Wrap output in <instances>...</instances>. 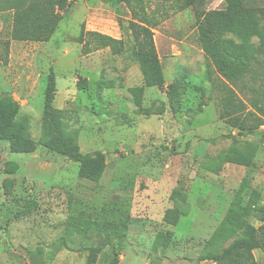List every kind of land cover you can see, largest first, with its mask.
I'll return each mask as SVG.
<instances>
[{
	"label": "rangeland",
	"instance_id": "rangeland-1",
	"mask_svg": "<svg viewBox=\"0 0 264 264\" xmlns=\"http://www.w3.org/2000/svg\"><path fill=\"white\" fill-rule=\"evenodd\" d=\"M144 2L159 21L153 31L165 76L163 87L145 88L148 114L138 112L129 91L144 81L132 54L131 12L119 0H77L63 12L50 41L12 40L7 60H0V98L19 103L18 119L29 117L40 143L34 153H12L9 142L0 140V264H86L92 246L102 248L97 264H109L110 246L96 229L84 236L67 233L68 218L81 212L100 224L129 216L119 264H215L201 257L242 183L264 197V125L255 133H240L220 118L222 88L228 82L199 42L194 9H180L176 0ZM224 6V0H208L209 9ZM11 27L10 16L0 15V52ZM83 28L123 39L125 51L116 54L104 47L85 52L79 39ZM228 38L245 55L256 54L260 44L258 38L248 43ZM253 66L256 73H249L244 84H231L250 108L264 89V54H256ZM50 73L56 75L55 106L67 131L78 132L84 153L107 155L99 182L80 178L78 162L41 143ZM83 79L86 89L78 86ZM174 81L185 82L179 112L171 109L167 96ZM234 144L257 146L252 165L226 163L220 173L209 170ZM9 161L19 165L18 171L6 172ZM8 177L15 180L10 194ZM174 189L187 195L189 215L169 225L163 217L173 207ZM29 202L35 203L31 210ZM161 231L171 236L166 249L154 247ZM255 254V264H264V250Z\"/></svg>",
	"mask_w": 264,
	"mask_h": 264
},
{
	"label": "trees",
	"instance_id": "trees-1",
	"mask_svg": "<svg viewBox=\"0 0 264 264\" xmlns=\"http://www.w3.org/2000/svg\"><path fill=\"white\" fill-rule=\"evenodd\" d=\"M77 0H0V14L9 15L12 22L10 40L5 43V51L0 52V60H7L10 44L16 41H50L59 28L64 14ZM124 2L131 12L129 29L133 41L132 54L139 63L144 84L129 88L133 94L134 105L139 113L148 114L149 109L143 106L146 87H163L164 70L157 49L153 29L159 21L151 16L145 7L144 0H119ZM263 0H224L225 6L209 9L208 0H176L180 9L192 7L195 11L198 39L217 72L228 83L222 88L220 101V118L238 129L240 133H255L264 125V89L251 101L254 108L238 95L231 86L244 84L249 73H256L253 59L256 54H264V6ZM236 38L248 43L253 38L259 39L256 54L253 51L244 54L239 50ZM88 36V38H87ZM80 41L84 51L109 47L114 53H123L126 44L118 39L96 31L83 28ZM93 48H89L90 46ZM87 46V47H86ZM254 78V77H253ZM80 89L87 88V80L78 82ZM185 91V82L174 81L167 90L169 104L174 112L181 108V96ZM57 94L56 75L50 73L44 96L42 116V144L48 149L79 163L80 178L99 182L107 168V155L101 150L84 153L78 143V132L69 133L64 116L55 106ZM20 105L12 97L0 98V140L8 141L12 153H34L40 143L33 137L29 117L19 120ZM238 142V141H237ZM257 146L247 145L242 148L232 145L227 152L216 157L209 170L220 173L226 163L251 166ZM19 165L9 161L6 172L18 171ZM14 178L8 177L5 182L7 193H12ZM248 199L245 200V197ZM263 194L256 188L243 182L237 191L221 223L210 237L202 259H210L215 264H255L256 250H264V204ZM173 207L166 210L163 221L176 225L182 216L189 215L185 204L187 195L179 189L171 194ZM35 207L29 202L27 210ZM129 222L127 215L119 222L100 224L91 219L85 212L72 215L67 221V233H79L84 236L94 231L104 238L110 246L112 257L109 264H119L121 251L125 248L126 230ZM256 223H259L256 225ZM107 231L110 235L105 236ZM171 241L170 234L159 232L154 247L166 249ZM86 264H97L102 252L101 247H90Z\"/></svg>",
	"mask_w": 264,
	"mask_h": 264
},
{
	"label": "crops",
	"instance_id": "crops-1",
	"mask_svg": "<svg viewBox=\"0 0 264 264\" xmlns=\"http://www.w3.org/2000/svg\"><path fill=\"white\" fill-rule=\"evenodd\" d=\"M0 15H2V14H0Z\"/></svg>",
	"mask_w": 264,
	"mask_h": 264
}]
</instances>
